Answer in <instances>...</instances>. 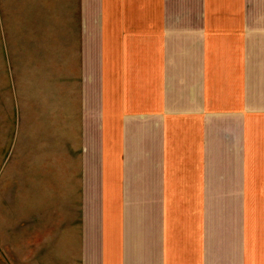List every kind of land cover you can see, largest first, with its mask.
Segmentation results:
<instances>
[{
	"label": "crops",
	"instance_id": "obj_1",
	"mask_svg": "<svg viewBox=\"0 0 264 264\" xmlns=\"http://www.w3.org/2000/svg\"><path fill=\"white\" fill-rule=\"evenodd\" d=\"M88 1L93 170L87 19L73 148L92 264H264V0Z\"/></svg>",
	"mask_w": 264,
	"mask_h": 264
},
{
	"label": "rangeland",
	"instance_id": "obj_2",
	"mask_svg": "<svg viewBox=\"0 0 264 264\" xmlns=\"http://www.w3.org/2000/svg\"><path fill=\"white\" fill-rule=\"evenodd\" d=\"M82 2L0 0V264H92L95 258L96 207L93 196L84 211L78 201L82 154L73 148L78 42L87 19L93 170L98 14L83 12ZM96 180L92 173V192Z\"/></svg>",
	"mask_w": 264,
	"mask_h": 264
}]
</instances>
